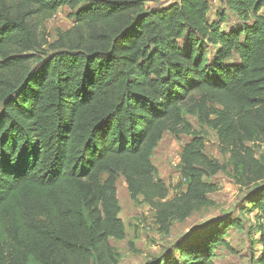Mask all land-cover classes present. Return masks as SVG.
I'll use <instances>...</instances> for the list:
<instances>
[{
    "label": "trees",
    "instance_id": "trees-1",
    "mask_svg": "<svg viewBox=\"0 0 264 264\" xmlns=\"http://www.w3.org/2000/svg\"><path fill=\"white\" fill-rule=\"evenodd\" d=\"M146 1L0 0V264H118L119 174L163 231L208 202L218 187L206 177L226 166L186 107L217 131L238 185L253 187L252 261L264 264V0H223L214 21L210 0ZM64 6L74 24L48 44L39 27ZM228 10L242 24L226 31ZM166 132L191 136L173 197L152 161ZM231 227L242 219L145 264H215Z\"/></svg>",
    "mask_w": 264,
    "mask_h": 264
},
{
    "label": "rangeland",
    "instance_id": "rangeland-1",
    "mask_svg": "<svg viewBox=\"0 0 264 264\" xmlns=\"http://www.w3.org/2000/svg\"><path fill=\"white\" fill-rule=\"evenodd\" d=\"M176 1L178 0H148L145 7H160ZM210 3L209 20L214 21L217 20V12L226 7L223 0H210ZM71 13V9L64 6L43 21L39 31L48 44L53 43L60 32L73 26L74 19ZM241 24L242 21L237 15L228 10L227 20L222 28L227 31ZM209 106L216 107L211 103ZM185 111L187 120L196 130L203 133L206 153L226 166L216 175L206 177V180L217 184L218 190L209 194L208 202L195 204L186 219L173 220L169 231H163L156 222L154 210L143 202L142 197L135 200L131 198L125 178L119 174L117 190L121 205L120 216L126 226V236L122 240L113 238L110 240L119 254L118 264H145L169 252L178 255L176 250L178 244L200 239L205 232L213 229L218 221L229 218H241L243 228L228 229L225 239L232 249L218 245L214 251V263L256 264L252 261V257L260 256L262 243H260V234L255 229V212H252L253 209L248 210L247 207L248 197L252 195L250 189L253 187L244 188L236 182L230 153L222 147L217 131L202 123L197 112L191 113L188 107ZM190 140L191 136L188 134L176 135L166 132L153 153L152 161L157 168L156 177L169 187V197L179 194L182 190L181 186L185 183L181 175L180 161L183 147ZM255 150L258 159L264 164V144L256 146Z\"/></svg>",
    "mask_w": 264,
    "mask_h": 264
}]
</instances>
